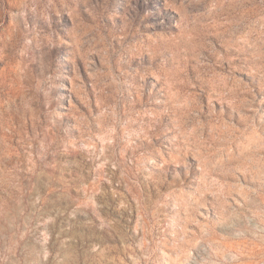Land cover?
<instances>
[{
  "label": "rangeland",
  "instance_id": "obj_1",
  "mask_svg": "<svg viewBox=\"0 0 264 264\" xmlns=\"http://www.w3.org/2000/svg\"><path fill=\"white\" fill-rule=\"evenodd\" d=\"M0 264H264V0H0Z\"/></svg>",
  "mask_w": 264,
  "mask_h": 264
}]
</instances>
